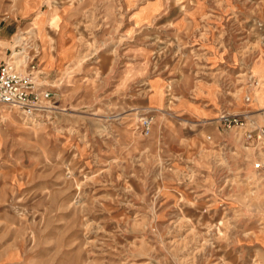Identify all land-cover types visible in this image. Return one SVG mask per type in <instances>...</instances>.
<instances>
[{"label": "rangeland", "instance_id": "obj_1", "mask_svg": "<svg viewBox=\"0 0 264 264\" xmlns=\"http://www.w3.org/2000/svg\"><path fill=\"white\" fill-rule=\"evenodd\" d=\"M0 60L51 106L0 104V264H264V173L217 130L264 124V0H0Z\"/></svg>", "mask_w": 264, "mask_h": 264}, {"label": "built area", "instance_id": "obj_2", "mask_svg": "<svg viewBox=\"0 0 264 264\" xmlns=\"http://www.w3.org/2000/svg\"><path fill=\"white\" fill-rule=\"evenodd\" d=\"M49 95V92L37 93L33 82L24 79L17 70L16 65L10 64V62L0 63L1 105L19 110L29 117H35L46 113L51 107L46 104V98ZM245 99L248 101L249 97L246 96ZM150 125L151 120L146 117L140 123L145 133L149 131ZM217 130L219 132L242 131V134L253 148V170L258 175L264 173V124L256 123L244 114L224 112L217 119Z\"/></svg>", "mask_w": 264, "mask_h": 264}, {"label": "crops", "instance_id": "obj_3", "mask_svg": "<svg viewBox=\"0 0 264 264\" xmlns=\"http://www.w3.org/2000/svg\"><path fill=\"white\" fill-rule=\"evenodd\" d=\"M58 17V16H57ZM61 53H63L62 52V50H61ZM255 65H259V66H261V64H255ZM254 65V66H255ZM261 87L260 88H255V91L257 92V94H258V97L255 99L256 101H258L259 102V104L261 105V108L263 109L264 108V96H263V94L261 93Z\"/></svg>", "mask_w": 264, "mask_h": 264}, {"label": "bare ground", "instance_id": "obj_4", "mask_svg": "<svg viewBox=\"0 0 264 264\" xmlns=\"http://www.w3.org/2000/svg\"><path fill=\"white\" fill-rule=\"evenodd\" d=\"M15 63H16V62H15V61H13V60H12V61H10V64H14V65H15Z\"/></svg>", "mask_w": 264, "mask_h": 264}]
</instances>
